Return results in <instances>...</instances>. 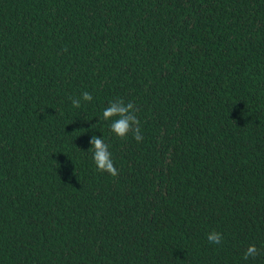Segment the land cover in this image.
<instances>
[{
  "label": "trees",
  "instance_id": "obj_1",
  "mask_svg": "<svg viewBox=\"0 0 264 264\" xmlns=\"http://www.w3.org/2000/svg\"><path fill=\"white\" fill-rule=\"evenodd\" d=\"M0 264H264V0H0Z\"/></svg>",
  "mask_w": 264,
  "mask_h": 264
},
{
  "label": "clouds",
  "instance_id": "obj_2",
  "mask_svg": "<svg viewBox=\"0 0 264 264\" xmlns=\"http://www.w3.org/2000/svg\"><path fill=\"white\" fill-rule=\"evenodd\" d=\"M71 104L75 108L81 107V102H91L93 96L90 92L84 91L79 97H73ZM137 108L132 102H125L122 98L110 100L103 109L102 119L110 121L109 127L113 134L123 139L129 134L137 141L141 142L143 136L140 129V120L137 116ZM91 147L88 151L92 153V159L98 171L108 173L113 177L118 176V169L114 165L112 154L109 151V145L105 143L102 137L92 136L89 140ZM207 240L210 244H220L223 236L220 232L212 230L207 234ZM260 254V250L255 244H250L243 253L245 260L255 258Z\"/></svg>",
  "mask_w": 264,
  "mask_h": 264
}]
</instances>
